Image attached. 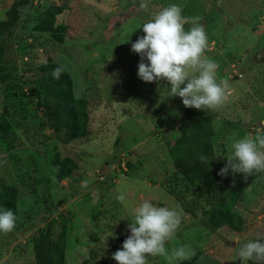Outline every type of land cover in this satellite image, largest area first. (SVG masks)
I'll list each match as a JSON object with an SVG mask.
<instances>
[{"label": "rangeland", "instance_id": "1", "mask_svg": "<svg viewBox=\"0 0 264 264\" xmlns=\"http://www.w3.org/2000/svg\"><path fill=\"white\" fill-rule=\"evenodd\" d=\"M15 1L0 0V20L9 18ZM25 1L2 57L12 75L0 83V122L9 126L0 139V190L15 188L17 220L11 232H0V264L31 263L30 237L46 225L54 236L65 227L64 264H117L111 255L130 234L133 210L145 199L182 209L169 249L189 245L197 264H241L236 248L264 234V173L246 186L234 209L242 220L239 232L206 229L207 205L195 184L174 173L165 146L183 121L181 98L166 97L163 81L138 77L140 56L131 44L143 35L142 24L169 4L180 5L186 17H202L205 55L219 65L217 80L231 86L228 102L210 110L219 172L227 163L228 137L242 138L264 121V0H146L143 11L141 0ZM57 5L62 11L53 25L63 27L60 42L35 30L46 9ZM45 64L54 65L51 73H65L73 97L87 102L85 138L64 142L35 108L30 92L40 88L41 73L24 72ZM16 86L22 89L16 93L19 115H12L9 90ZM55 158L74 164L70 176L58 178ZM120 193L123 202L116 199ZM148 260L167 264L164 257Z\"/></svg>", "mask_w": 264, "mask_h": 264}, {"label": "clouds", "instance_id": "2", "mask_svg": "<svg viewBox=\"0 0 264 264\" xmlns=\"http://www.w3.org/2000/svg\"><path fill=\"white\" fill-rule=\"evenodd\" d=\"M148 8L141 0L139 10ZM178 4H169L153 14L140 29L143 35L131 44V50L140 56L138 77L146 83H165L166 97H179L185 108L216 110L224 106L231 95L228 80H217L219 65L205 55L209 47L202 17H186ZM190 25L187 30L185 25ZM146 61V62H145ZM58 71V70H57ZM56 72H54V76ZM227 163L218 175L264 173V121L253 132L242 138L233 133L228 137ZM198 159L208 164L211 159L201 154ZM82 181V187L89 185ZM116 199L125 200L120 193ZM133 221L127 225L130 233L120 249L111 255L117 264H149V257H164L167 264L191 259L195 250L189 245L169 249L182 223V209L158 207L145 199L133 210ZM17 217L10 209H0V232L9 233L16 226ZM239 244V241H237ZM241 264L252 261L264 264V234L240 244L235 250Z\"/></svg>", "mask_w": 264, "mask_h": 264}, {"label": "trees", "instance_id": "3", "mask_svg": "<svg viewBox=\"0 0 264 264\" xmlns=\"http://www.w3.org/2000/svg\"><path fill=\"white\" fill-rule=\"evenodd\" d=\"M27 2L18 0L11 4L8 19L0 20V83L10 82L11 73L9 66L4 64L2 57L5 53V38L9 37L19 19L17 9ZM62 11L61 6H49L43 18L35 26V30L47 33L57 41L62 39V26H54V17ZM53 64H45L33 69H27L24 74L34 76L41 73L40 88L32 90L35 99V108L49 123L52 131L60 135L64 142L83 139L88 135L87 130V102L75 99L72 95V84L69 77L62 72L51 73ZM15 75V74H13ZM9 90L8 108L12 115H19V107L15 105L21 88L16 86ZM21 107V111H22ZM183 121L174 129L175 138L166 142V151L174 173L182 179L196 185L198 195L203 198L207 208L203 210L204 222L202 225L210 231L218 228H229L234 232L241 230V217L234 211L238 206L240 195L246 186L261 173L254 172L246 178L243 174H228L221 177L214 165V139L212 128V115L210 110H197L194 108L183 109ZM229 125L228 122L225 123ZM9 129L5 121L0 122V139L7 136ZM204 154L211 159L208 164L201 163L198 157ZM53 163L58 166L57 176L60 180L70 176L75 168L74 164L66 159L55 158ZM68 163V166L64 164ZM16 190L13 186H5L0 190V209H10L17 217L15 206ZM65 227L61 225L59 232L54 236L50 227L35 231L30 237L33 261L25 264H64L65 258ZM198 255L191 259L180 260L175 264H197Z\"/></svg>", "mask_w": 264, "mask_h": 264}, {"label": "built area", "instance_id": "4", "mask_svg": "<svg viewBox=\"0 0 264 264\" xmlns=\"http://www.w3.org/2000/svg\"><path fill=\"white\" fill-rule=\"evenodd\" d=\"M237 76H238V75L236 74V75L233 76V78H236ZM239 77H240V76H239Z\"/></svg>", "mask_w": 264, "mask_h": 264}]
</instances>
